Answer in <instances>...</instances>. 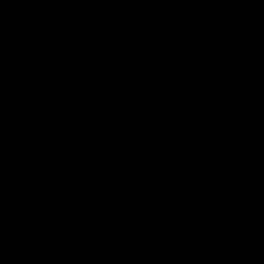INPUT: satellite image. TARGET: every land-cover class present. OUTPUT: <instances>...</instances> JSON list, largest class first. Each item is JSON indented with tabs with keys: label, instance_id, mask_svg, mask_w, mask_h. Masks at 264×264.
I'll use <instances>...</instances> for the list:
<instances>
[{
	"label": "water",
	"instance_id": "95a60500",
	"mask_svg": "<svg viewBox=\"0 0 264 264\" xmlns=\"http://www.w3.org/2000/svg\"><path fill=\"white\" fill-rule=\"evenodd\" d=\"M0 264H264V0H0Z\"/></svg>",
	"mask_w": 264,
	"mask_h": 264
}]
</instances>
